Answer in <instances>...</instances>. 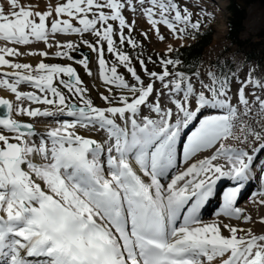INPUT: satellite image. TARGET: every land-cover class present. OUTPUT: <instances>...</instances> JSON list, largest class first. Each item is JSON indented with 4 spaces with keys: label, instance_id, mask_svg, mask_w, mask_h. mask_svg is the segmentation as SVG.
Returning a JSON list of instances; mask_svg holds the SVG:
<instances>
[{
    "label": "snow or ice",
    "instance_id": "obj_1",
    "mask_svg": "<svg viewBox=\"0 0 264 264\" xmlns=\"http://www.w3.org/2000/svg\"><path fill=\"white\" fill-rule=\"evenodd\" d=\"M7 5L0 4V264H264V232L237 206L264 153V126L248 123L264 118V81L249 75L233 91L236 77L189 73L168 55L144 57L134 36L140 19L144 39L163 41L162 26L177 37L198 32L195 5ZM37 120L55 126L39 131ZM225 179L233 186L217 215L228 222L205 223L201 210ZM254 202L264 205V188Z\"/></svg>",
    "mask_w": 264,
    "mask_h": 264
},
{
    "label": "rangeland",
    "instance_id": "obj_2",
    "mask_svg": "<svg viewBox=\"0 0 264 264\" xmlns=\"http://www.w3.org/2000/svg\"><path fill=\"white\" fill-rule=\"evenodd\" d=\"M237 1L241 6L245 8L246 15L242 23V29L239 32L238 36L234 39L230 38L228 35V0H189L191 4L195 5L193 7H190V11L195 14L194 18L201 19L202 27L198 32H189L182 37L174 36L173 33L162 26L160 32L165 37L163 41L159 40L156 35H152L151 39H144V37L141 35V31L147 30L148 26L146 23H143V19H140L134 31V36L138 42H142L143 44V56H151L153 60L158 59V57L162 55L170 56L171 53L177 48L186 46L196 41L200 35H203L204 33H211V42L204 48L203 51V62L195 72L199 73L200 71V74L202 75L207 72L219 74L218 71H222L226 75H228L230 79L234 76L236 77V80L233 83V91H235V85L240 80L245 79L249 75H251L253 80L259 79L261 81H264V0ZM1 2L2 4H5L3 0H1ZM59 2L60 1L58 0L21 1V3L25 5L30 4L33 9L37 11H45L47 10L49 5L54 6ZM200 9H204V12L201 13ZM61 39L64 38L61 37ZM72 39L75 38L73 37ZM40 45L41 44H36L33 46L38 47ZM169 46H171V48L173 49V51L170 53L168 52ZM83 49L89 52L86 47ZM73 55H76L79 58L78 53H73ZM133 55H135V53H133ZM39 59V57L29 58L28 61L35 63ZM91 67L93 71L96 72L97 64L95 54L91 55ZM148 67L149 69H152L153 65L149 63ZM137 68L139 70L138 65ZM201 68L203 69V71L200 70ZM121 71H123V69H121ZM78 72L82 76V78L85 79L89 84L94 83V81L85 76L84 71L79 67ZM100 90L102 91L103 89L101 88ZM258 94L264 97V92H259ZM91 96L97 104L101 103V101L96 98L95 91L91 92ZM46 125L47 124L43 122L41 128H47L48 126ZM238 133L239 132H237V134ZM229 143L235 144V141H231ZM254 146L252 143H250L248 145V148L252 149ZM252 179L253 182L257 183L259 174H257V176L252 175ZM259 190H261L260 187L256 192H258ZM244 194L245 193H243L241 197H239V201L237 199L238 207H242L245 203L243 200L247 199L248 197V194ZM258 199L260 200L261 197L256 195L255 200ZM248 203L249 205L257 204L254 202V197L251 198ZM211 215H207L208 217L204 215L202 220L212 218ZM219 217L223 220L228 219L224 216H218L217 218Z\"/></svg>",
    "mask_w": 264,
    "mask_h": 264
},
{
    "label": "bare ground",
    "instance_id": "obj_3",
    "mask_svg": "<svg viewBox=\"0 0 264 264\" xmlns=\"http://www.w3.org/2000/svg\"><path fill=\"white\" fill-rule=\"evenodd\" d=\"M4 1V6H5V9L6 11L8 10V5H7V0H3ZM22 1V0H21ZM60 1V0H58ZM0 4H2L1 0H0ZM144 21V20H143ZM145 23V22H143ZM168 31V30H167ZM73 38V37H71ZM34 48H43L44 45L41 43L40 46L36 47V46H33ZM25 59V58H24ZM26 60L28 61L29 58L26 57ZM34 60V59H33ZM200 70L203 71V69L201 68ZM200 73V71H199ZM203 73V72H201ZM205 74V73H204ZM203 75V74H202ZM207 82V81H205ZM251 98V97H249ZM0 111H3V110H0ZM43 122H45V124H47L46 126L48 127H54L55 126V123L51 120H37L36 121V127H37V130L39 131H44L45 129L41 128L42 125H43ZM42 123V125H41ZM252 127H256L258 130L260 129L261 126H264V118H261L259 119L258 121L256 122H253V121H249L248 122ZM44 127V126H43ZM240 133H238L239 135ZM231 142V141H229ZM236 143V142H235ZM254 146V145H253ZM259 145L257 144L256 146L254 147H258ZM253 147V148H254ZM252 148V149H253ZM251 150V149H249ZM258 162H255V168L253 169V172H252V175H255L257 176V174H259V168H260V163L261 162H264V153H261L258 158H257ZM252 175L251 177L249 178L248 181L245 182V185L244 187L241 189V193L239 194L238 196V201H239V197H241V195L243 193L245 194H248V197L247 199L243 200L245 203L242 207V209H245L248 213L251 214L252 218L254 221H256L257 223L253 224L252 227L254 228V230L257 232V233H261V232H264V228H262L259 224V221L262 217H264V205H260L259 203H257L256 205H249V200L251 198L254 197V194H256L257 192V189L260 187V189L264 188V180H262L260 177L257 181V183L253 182V179H252ZM226 182L224 185H222V183ZM222 185V186H221ZM233 186V183L231 181H228V180H221L220 182H218L217 184V187H216V193L215 195L206 203V205L203 207V209L201 210V217L203 218L204 215H211L212 218H208V219H205L203 220V222L205 223H212L213 221H217V220H220V221H224V222H228V219L227 220H223L222 218H217V213L220 212L222 206H223V197H222V193L227 190V188L229 187H232ZM244 194V195H245ZM245 197V196H244ZM259 200V199H258ZM256 200V201H258ZM256 203V202H255ZM249 209H248V208ZM204 213V214H202ZM207 216V217H208ZM217 216V217H216ZM222 216V215H221ZM224 218V217H223ZM231 223L233 224H238L239 222L233 220L231 221ZM248 225H245V227H247Z\"/></svg>",
    "mask_w": 264,
    "mask_h": 264
},
{
    "label": "trees",
    "instance_id": "obj_4",
    "mask_svg": "<svg viewBox=\"0 0 264 264\" xmlns=\"http://www.w3.org/2000/svg\"><path fill=\"white\" fill-rule=\"evenodd\" d=\"M228 1V35L230 38L234 39L238 36L242 29V23L245 19L246 12L245 8L241 6L237 0ZM211 37V33H204L193 43L177 48L171 53L170 57L178 59L181 62V70L189 73L196 71L203 62V51L204 48L211 42ZM218 73L225 74L222 71H218Z\"/></svg>",
    "mask_w": 264,
    "mask_h": 264
},
{
    "label": "water",
    "instance_id": "obj_5",
    "mask_svg": "<svg viewBox=\"0 0 264 264\" xmlns=\"http://www.w3.org/2000/svg\"><path fill=\"white\" fill-rule=\"evenodd\" d=\"M83 50V52L85 53V54H88V51L87 50H84V49H82Z\"/></svg>",
    "mask_w": 264,
    "mask_h": 264
}]
</instances>
